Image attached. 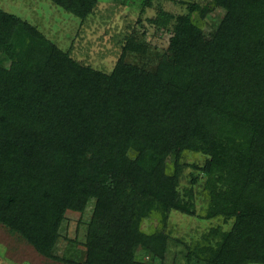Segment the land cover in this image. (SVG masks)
<instances>
[{"label":"trees","instance_id":"trees-1","mask_svg":"<svg viewBox=\"0 0 264 264\" xmlns=\"http://www.w3.org/2000/svg\"><path fill=\"white\" fill-rule=\"evenodd\" d=\"M50 1L82 20L100 2ZM159 1L178 0H141ZM207 1L178 16L160 8L151 23L168 47L133 32L111 72L0 10V222L40 254H52L66 212L94 199L86 264H144L140 249L162 263L169 215L195 216L204 197L201 217L231 228L189 244L188 262L264 264V0ZM217 8L219 24L208 19Z\"/></svg>","mask_w":264,"mask_h":264},{"label":"rangeland","instance_id":"rangeland-1","mask_svg":"<svg viewBox=\"0 0 264 264\" xmlns=\"http://www.w3.org/2000/svg\"><path fill=\"white\" fill-rule=\"evenodd\" d=\"M193 2L209 6L207 0L159 1L151 8L142 7L141 0H100L94 13L86 20L75 17L50 0H0V10L30 24L75 60L101 71L111 72L120 59L125 37L133 35V32L138 33L142 39L144 36L154 46L167 48L171 34L165 31L163 25H153L151 20L158 18L160 8L170 15L187 14L189 4ZM225 13L223 8H217L208 19L219 24ZM198 21L202 26L205 25V22ZM127 59L132 63L137 61L136 55ZM187 160L192 165L202 163L204 157L201 154H189ZM191 171L190 168L185 171L181 190L191 187ZM194 189L201 192V184L195 185ZM196 205L195 216L179 211H173L169 215L166 231L171 237L164 262H156L146 249H140L135 260L144 264H202L188 262L189 244L215 226L222 225L223 230L227 231L231 228V223H225L219 218L208 220L201 217L207 209L204 197L198 198ZM94 208L95 200L91 199L84 212H66L58 242L50 256L40 254L23 235L0 222V264H86ZM142 226L145 232L152 233L157 223L146 221Z\"/></svg>","mask_w":264,"mask_h":264}]
</instances>
